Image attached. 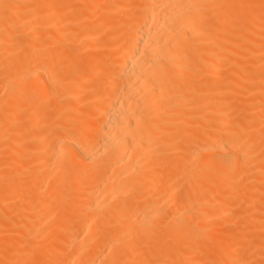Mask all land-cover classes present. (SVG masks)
<instances>
[{"label": "bare ground", "instance_id": "bare-ground-1", "mask_svg": "<svg viewBox=\"0 0 264 264\" xmlns=\"http://www.w3.org/2000/svg\"><path fill=\"white\" fill-rule=\"evenodd\" d=\"M0 264H264V0H0Z\"/></svg>", "mask_w": 264, "mask_h": 264}]
</instances>
